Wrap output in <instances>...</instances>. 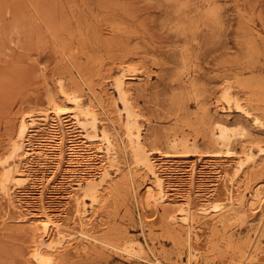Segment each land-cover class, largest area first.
<instances>
[{
    "label": "rangeland",
    "instance_id": "obj_1",
    "mask_svg": "<svg viewBox=\"0 0 264 264\" xmlns=\"http://www.w3.org/2000/svg\"><path fill=\"white\" fill-rule=\"evenodd\" d=\"M76 96L98 118L95 130L83 117L94 166L73 172L69 155L53 153L25 164L34 133L22 123L58 104L75 131ZM131 120L164 168L168 193L158 198L156 185L150 204L156 181L135 155ZM41 128L35 143L51 135ZM103 131L115 157L100 152ZM262 147L264 0H0V264H44L41 254L52 264H264ZM12 163L26 176L9 182ZM45 218L59 228L45 230Z\"/></svg>",
    "mask_w": 264,
    "mask_h": 264
},
{
    "label": "bare ground",
    "instance_id": "obj_2",
    "mask_svg": "<svg viewBox=\"0 0 264 264\" xmlns=\"http://www.w3.org/2000/svg\"><path fill=\"white\" fill-rule=\"evenodd\" d=\"M127 78V76H122L120 79V85H121V92H124L125 88L124 85L125 84V79ZM120 87V86H119ZM75 104H76V110L77 112H74V114H71V120L72 118L74 119V123L78 124L77 126L79 127V129L77 130H72L71 127L69 126V122L66 120V116L64 114H66L67 112L63 110V107L61 105L58 104H53L49 111H47L44 115H42L41 117H36V116H32L30 119V121H24L21 125V130H22V134L24 135L27 132H33L34 134H29V144H27L28 146L26 147V151H24L25 157H26V163H30L31 161L29 159H31L30 157H33L35 154H41V155H48L50 153L53 154H60L62 157H65V155H69V158L66 160L67 166L70 167V169L73 170V172L76 170H85V168H82L84 165L87 166L89 165V167H93L94 166V162H95V157H93L92 155V149L93 147L92 144H88L89 141L91 140V137H93L92 135H90V133H88V129H87V124L86 122L83 120V117H90L91 119V128H95L97 127V115L90 109L86 108L85 106H83L82 102H81V98L80 96H76L74 98H71ZM128 116H132V111L129 109L128 110ZM68 117V116H67ZM88 119V118H87ZM258 120V119H257ZM30 124V125H29ZM42 125H46L48 126V131L47 133L51 134L48 136H43L45 138H38V140L36 141L37 143L33 142L34 139L32 140V136L34 135H40V133L45 132L44 129L41 128ZM75 126V125H74ZM90 127V126H89ZM136 129V131L133 133L132 129ZM46 129V128H45ZM228 126L224 125V124H220V134H219V145H221L223 148L226 147L227 150L229 152L233 151L229 146H230V135L227 132ZM78 133H83L85 132V134H82L83 138H88L84 141L83 144H77L75 141V139H72L75 137V134ZM127 131L129 132V137H131L133 134L136 135L137 138V142H138V146L136 148V154L137 158H142L143 160L146 161V166L151 170L154 178H155V185L154 186H148V204L151 203V199L155 198L154 196L156 195L155 192V186L157 185L158 188H160V194L158 195V198H163L166 197V193H168L165 190V186L163 183V177H161V175L163 174V170L164 168H162L163 166L160 165L156 162L155 163V159L154 158H150V156L146 153V150L144 149V147H142L141 145V134H140V128L137 126H134L133 121L131 120L128 124H127ZM76 132V133H75ZM87 132V134H86ZM75 133V134H74ZM46 135V134H45ZM72 135V136H71ZM80 135V134H79ZM74 136V137H73ZM81 136V137H82ZM102 141L104 143L107 144V147H100V152L105 150L104 152L106 153L107 157H111L112 155V147H114L113 145V139L111 137V135L108 134V132L103 131L102 134ZM32 137V138H31ZM53 137V138H52ZM55 137V138H54ZM171 139V138H170ZM83 141V139H82ZM68 142V143H67ZM69 144V145H68ZM75 144V145H74ZM77 144V145H76ZM181 144V143H180ZM182 144L184 145V143L182 142ZM66 145L68 146L67 149L65 148ZM182 145V146H183ZM65 146V147H64ZM75 146V148L73 147ZM95 146V145H94ZM171 146L173 147H178L179 146V141L177 139L172 140L171 141ZM104 148V149H103ZM131 148V147H130ZM179 148V147H178ZM98 149V150H99ZM180 149V148H179ZM259 150V149H258ZM261 151L264 150V147L260 148ZM259 150V151H260ZM114 151V150H113ZM97 152V151H96ZM218 152V151H217ZM220 152V151H219ZM169 152H162L160 154H166L168 156H170V154H168ZM232 154V153H231ZM101 155V154H100ZM105 155V154H104ZM165 155V156H166ZM59 156V155H58ZM103 156V154H102ZM47 157V156H46ZM68 157V156H67ZM115 157V155L113 156ZM136 157V156H135ZM254 157V153H249L247 155V161L253 159ZM105 158V157H104ZM137 159V160H139ZM141 159V160H142ZM154 159V160H153ZM246 161V160H245ZM35 162V161H34ZM42 163V162H41ZM40 163V164H41ZM24 164V165H25ZM7 165V164H6ZM112 165V164H111ZM81 167V169H79ZM194 167V166H192ZM176 168V167H175ZM238 168V167H237ZM7 169V173L5 174V178L7 181H11V180H15L17 178V176H26V170L24 169V167L22 168H18V165L15 163H12L9 165ZM69 169V168H68ZM93 168H89L88 170L92 171ZM81 170V171H82ZM86 171V170H85ZM6 172V171H5ZM76 173V172H75ZM82 173V172H81ZM110 172L108 169H106L104 167L102 173H101V180L100 182H90L88 184V192L91 195V200L92 201H97L98 199V189L100 186H102L104 180H106V178L110 177ZM193 177V176H192ZM20 179V181L22 180L20 177H18ZM23 178V177H22ZM18 179V180H19ZM17 180V179H16ZM16 182V183H20ZM21 184V183H20ZM5 185V184H4ZM167 189V188H166ZM86 193V192H85ZM159 193V191H158ZM111 196V195H110ZM142 196V195H141ZM255 199H257L256 201H252L251 202V206H253L254 208L256 207L255 205L257 203H259L262 200V197H260L259 193L256 192L254 195ZM169 198V197H168ZM182 198V197H181ZM109 199V198H108ZM156 199V198H155ZM154 199V200H155ZM165 199V198H164ZM231 201L234 202L235 199L233 197V194L231 196ZM171 200V199H169ZM175 201V200H174ZM230 201V202H231ZM236 203V201H235ZM232 205V203H231ZM183 207H181L182 209ZM212 208L213 209H219L221 210L223 207L220 206H215V207H205L204 210L205 211H209V209ZM183 210V209H182ZM186 211H188L187 209H185ZM203 211V210H202ZM182 212V211H181ZM205 213V212H204ZM206 215V214H205ZM183 218V217H182ZM185 219L188 224H191L192 221L194 220V217H192V215L187 214L185 216ZM184 221V220H183ZM195 221V220H194ZM56 223V221L54 222L52 219L49 218H45L44 220H42V225L43 228L45 230H52L54 228L58 229L59 225L54 224ZM186 223V222H185ZM55 230V229H54ZM192 229H189V234L192 236ZM59 231V230H58ZM61 231V229H60ZM64 232V231H63ZM62 232V234H63ZM61 233V232H60ZM83 236L85 237H90L89 234L82 232L81 233ZM51 235V234H50ZM56 237V236H55ZM56 241V240H55ZM120 242V241H119ZM134 242V241H133ZM53 243V242H52ZM50 246L52 247V244H50ZM136 247V246H135ZM135 254V253H134ZM133 255V254H132ZM41 261L44 264H52V257H50L49 255L46 254H41ZM137 258V257H136ZM160 264H163L162 262H160Z\"/></svg>",
    "mask_w": 264,
    "mask_h": 264
}]
</instances>
